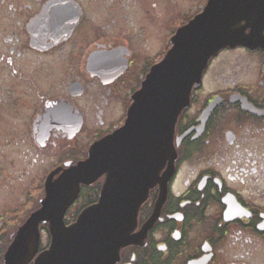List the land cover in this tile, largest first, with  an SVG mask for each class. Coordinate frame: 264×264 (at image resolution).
I'll return each mask as SVG.
<instances>
[{"label":"flooded vegetation","instance_id":"flooded-vegetation-1","mask_svg":"<svg viewBox=\"0 0 264 264\" xmlns=\"http://www.w3.org/2000/svg\"><path fill=\"white\" fill-rule=\"evenodd\" d=\"M209 1L0 0V264L40 208L42 182L122 128L172 38ZM181 137L157 219L143 234L158 184L116 264H264V46L224 47L209 60L174 145ZM104 180L82 188L70 211L96 203Z\"/></svg>","mask_w":264,"mask_h":264},{"label":"water","instance_id":"water-1","mask_svg":"<svg viewBox=\"0 0 264 264\" xmlns=\"http://www.w3.org/2000/svg\"><path fill=\"white\" fill-rule=\"evenodd\" d=\"M171 42L164 60L151 69L133 95L124 126L95 143L86 161L67 165L56 180L52 178L59 171L46 180L40 209L17 231L4 264L117 263L120 250L134 240L131 234L138 211L156 184L160 186L159 199L143 234L165 202L177 159L176 121L188 108L191 91L199 87L208 61L226 46H264V0H210L205 11L178 30ZM183 137L177 139L176 146ZM103 176L97 203L66 226L65 214L80 187ZM44 225L50 245L38 254L40 226Z\"/></svg>","mask_w":264,"mask_h":264},{"label":"rangeland","instance_id":"rangeland-1","mask_svg":"<svg viewBox=\"0 0 264 264\" xmlns=\"http://www.w3.org/2000/svg\"><path fill=\"white\" fill-rule=\"evenodd\" d=\"M185 169H186V167L183 166V168H182L181 171L183 172V171H185ZM182 175H183V174L181 173V175H180L179 178H178V182H179L180 177H181ZM178 182H177V181L175 182V186H174V188H175V190L178 188V190L180 191V190H182V188H181V186L177 187V186H178ZM32 183H35V181L25 182L26 185H30V186L32 185ZM27 189H28V188L25 187V190H26V191H27ZM44 236H45V232L42 233V236H41L42 239L44 238ZM43 242L45 243L44 240H43Z\"/></svg>","mask_w":264,"mask_h":264},{"label":"trees","instance_id":"trees-1","mask_svg":"<svg viewBox=\"0 0 264 264\" xmlns=\"http://www.w3.org/2000/svg\"><path fill=\"white\" fill-rule=\"evenodd\" d=\"M98 189H99V186L97 187V190H96V192H95V195H94V197L92 198L93 201H94L95 198H96V194H97V192H98ZM77 212H78V211L73 212V213H72V217L75 216V215L77 214Z\"/></svg>","mask_w":264,"mask_h":264}]
</instances>
